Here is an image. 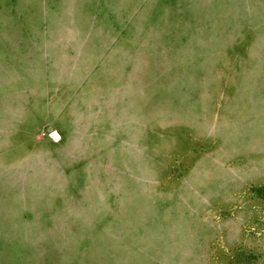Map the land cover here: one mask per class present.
Wrapping results in <instances>:
<instances>
[{
    "label": "rangeland",
    "instance_id": "rangeland-1",
    "mask_svg": "<svg viewBox=\"0 0 264 264\" xmlns=\"http://www.w3.org/2000/svg\"><path fill=\"white\" fill-rule=\"evenodd\" d=\"M264 264V0H0V264Z\"/></svg>",
    "mask_w": 264,
    "mask_h": 264
},
{
    "label": "trees",
    "instance_id": "trees-1",
    "mask_svg": "<svg viewBox=\"0 0 264 264\" xmlns=\"http://www.w3.org/2000/svg\"><path fill=\"white\" fill-rule=\"evenodd\" d=\"M243 256L247 258V264H251L254 260L257 259V255L255 253H252L251 251L249 253H244ZM236 262L237 261H235L234 259H230L226 261L225 264H237Z\"/></svg>",
    "mask_w": 264,
    "mask_h": 264
}]
</instances>
